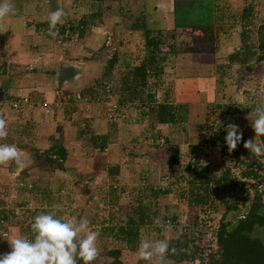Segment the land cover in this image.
<instances>
[{
	"label": "trees",
	"instance_id": "obj_1",
	"mask_svg": "<svg viewBox=\"0 0 264 264\" xmlns=\"http://www.w3.org/2000/svg\"><path fill=\"white\" fill-rule=\"evenodd\" d=\"M90 1L99 7L95 13H89L77 21L71 19L63 25L56 26L58 35L55 37L59 44L71 42L74 35L76 38H81L86 26L91 25L92 20L101 16V5L110 1L115 3L119 0ZM193 3L194 0L171 1L173 24L171 34L177 30L193 29L199 31L206 40H211L214 25L227 26V30H234L232 28L237 27L239 48L238 51H233L227 56L225 64L228 68L235 69L231 76L235 92L247 98L248 93L244 91L246 89H242L244 88L243 82L249 80L255 82V77L251 78L250 75L254 73L259 75L258 71L262 69V78L259 76L258 78H260V90L264 96V14L260 20L257 19L255 15L257 10L250 2L246 3L240 13L230 15L229 13L234 12L229 8L224 9L222 0H199L197 3L205 4L209 8L207 16L200 15L199 17L198 12L202 9L199 7L197 9L200 10L190 9ZM200 20L202 23L207 21L206 25L197 23ZM131 22L127 29L137 33V40H141L143 52L140 55L135 50L127 53L121 42L117 46L118 51L114 52L105 64L103 63L102 77L104 79L112 77L116 82L114 89L116 98H113L111 102L110 96L112 95L108 91V85L104 87V90L101 89L102 92L99 94L88 89L80 95L90 98L94 104L99 103L97 110L103 114L107 103L114 104L121 111L119 114L122 118H117L110 123L106 122L108 132L102 135L84 136L81 141L87 149L97 153H102L108 147L113 148L114 145L120 147V150L125 147L129 153L137 149L134 147L135 142L140 144L141 141L146 143V140H151V149L158 151L159 155L162 154L164 159L161 164H158L155 159L147 162L144 174L137 172L139 165L136 166L132 160L136 158L133 154L129 155V161L92 166L93 174L101 172L105 174L106 180L104 181L108 184L106 191L100 192L99 186L95 187V190L100 192L101 206L106 204L111 213L108 215L109 221L101 219L99 214L97 216L100 221L92 216L89 219L90 227L92 230H95L93 226L98 228L97 231L100 234L108 236L115 244L114 248L105 250L101 255L106 259L104 262H101V256L98 255L93 264H123L120 259L122 252H136L141 231L145 228L154 227L162 232L177 231V228L181 227L182 232L190 229L189 235L193 232L198 234L199 225L205 224L207 220L210 221V216L215 218L217 208H222V213L211 233L213 241L203 243L197 235L194 237L187 235L182 239L169 241L167 259L176 258L177 262L189 264L193 262L197 264H264V169L259 162L264 157H254L250 151L245 149L243 138L236 149L229 152L224 139L227 134L225 131L227 125L235 124L241 110L249 111L239 102L232 101V98L227 103H210L201 114L202 120L215 116L208 136L198 135L199 140L195 144H188L189 139L180 138L179 133L187 131L188 128L186 107L172 105L171 97L165 94L159 102L157 96L158 92H162L161 90L164 89V93L169 90L167 86L162 89L161 72L168 62L167 54L160 50V46L163 45L162 34L148 29L147 24L143 23V18L138 15ZM33 26L39 36H42L44 40H50L47 20L33 24ZM134 48H136V42ZM178 52L189 54L191 49L182 47V51L178 50ZM219 70L222 71V67ZM217 78L219 79V75ZM149 81L150 86H148ZM223 83V81L220 82L224 89ZM223 89L221 95L228 98L229 95ZM7 98L13 103L18 102L16 97L7 96ZM45 103H41L42 111V105ZM129 113L133 114L134 118L138 114L139 124L143 121L139 127L144 133L139 130L136 134L137 129L133 127L131 130L133 136H129L127 128L136 123L135 119L133 123H129ZM160 126H165L169 134L172 133L174 136L178 134L176 146H166L168 136H161L158 129ZM172 126L176 127V131L172 130L170 133L168 127ZM200 129L201 127H198V131ZM23 130L25 131V124H23ZM119 135L122 136L120 138L124 142ZM25 136L28 142L26 146L31 148L32 135ZM204 137H208V140L206 141ZM259 139L264 140V137ZM3 140L6 144L22 147L9 138ZM214 147H219V150L214 151ZM190 152L196 153L195 160L186 159ZM50 155L54 158L50 159V156L44 153V164L49 165V170L64 172L63 165L66 161L64 149L59 147ZM10 167L11 165L8 171L12 173ZM128 167L132 170V173L127 174L128 182L131 179L134 181L139 179L135 183L136 186L131 187L134 192L133 197L131 195L129 197L128 187L120 182L122 174ZM30 178L24 173L13 186L18 196L13 209L7 211L0 209V233L7 230L2 226L4 223L9 228H16L17 235L31 238L30 225L36 215L55 212L58 217H61V214H65L55 208L58 202L49 193L50 185L46 178L38 174L33 177V180ZM40 180L45 181L41 183ZM117 182L121 185H117ZM30 197L38 198L37 202L34 200L37 206L32 211L26 209L27 201L24 200ZM165 197L171 202L170 208L177 211H175L176 214L160 216L157 213L159 209L157 202ZM182 212L186 213L185 223L179 226L178 215ZM65 215L78 219V213L75 211H69ZM227 215H229L228 218ZM172 249H175V252H172ZM136 264H141V261Z\"/></svg>",
	"mask_w": 264,
	"mask_h": 264
},
{
	"label": "rangeland",
	"instance_id": "obj_2",
	"mask_svg": "<svg viewBox=\"0 0 264 264\" xmlns=\"http://www.w3.org/2000/svg\"><path fill=\"white\" fill-rule=\"evenodd\" d=\"M197 1L199 0H194L190 9L200 10L197 9L199 7L202 9L198 12L199 17L204 15L207 16L209 10L208 6L197 3ZM11 2L14 6L18 7L14 0H11ZM51 2L52 3L48 7L47 4L45 5L41 2V5L36 0V2H34V4L36 3L35 7H30V10H27V8L25 9V7L21 5V11L18 12V9H15V14L7 19L6 30L0 31V117L8 122L7 138L13 140L14 143L22 147L26 146L28 143L26 142L27 137L25 135H32L31 138L33 141L31 148H27V146L24 148L19 147L22 153V167L16 165L14 169L13 164H10V170H12V173H10L8 171L10 165L0 166V209L3 208L4 211L13 209L16 200H18L13 186L22 174H28L32 180L33 177L38 174L44 177V179L46 178V181L49 183L50 186L48 187V191L51 193L53 199L58 202L55 208L59 211L65 214L69 213V211H75V213H78V219L87 218L89 220L94 216L97 221H100L99 216H97V214H99L101 219L109 221L108 215L111 212L109 213V207L106 204L101 206L99 194L102 191H106L105 189H107L108 184L104 181L106 180L104 174H93L92 166L102 165L103 163H117L118 161L113 154H120L121 151L124 154L122 160H128L131 152L127 153L125 147L123 150H120V147L116 145H114L113 148H106L102 153L87 149V146L83 144L81 139L84 136L102 135L108 132L107 123L110 122L105 120L104 114L97 110L99 103L94 104L91 102L90 98H84L80 95L88 89H92L94 93L99 94V92H102L101 89L104 90V87L108 85V91L114 96H110L111 102L114 100L113 98H116L114 95L116 82L112 77L106 79L102 77L104 68L103 63L105 64V62L110 59V56L118 51L117 46L119 43L121 44V42L124 44V50H126L127 53H132L133 50H135L140 55V53L143 52L142 42L141 40H137V33L127 29L130 23H132L131 20L137 15L143 18V23L144 25L147 24L146 27H148V29H153V31L156 29L165 32L162 35L163 45L160 48L167 54V57L170 55L168 51L170 42L174 41V43L178 44V48L179 46L184 47L183 41L188 39V34L183 32L182 34L174 35L171 34V32H167L165 27L161 24L158 25L157 23L156 25H151L154 19V12L149 9V0H119L116 2L118 5L112 1L102 4L101 16L92 20V24L90 23L91 25L86 26V30L83 32L81 38H76V35H74L71 42H66L61 45L56 41L57 37L55 36H51L50 40H44L42 36H39V34L35 32L33 24L47 20V13L50 8L51 12L55 11L57 8L63 9L65 15L62 17V22L58 24L63 25L68 22V20L71 21L72 19V21H77L87 16L89 13H95L99 7L90 0H58V2L53 0ZM247 2H250L252 7L257 10L255 15L257 19L260 20L264 14V0H222L224 4L223 8H229L234 12L229 13L230 15L240 13L241 10L245 8ZM167 3L170 4L171 8L170 0H168ZM107 5H109V8L105 9ZM118 6L121 8L120 12L116 11ZM220 9L222 10L221 7ZM13 21H21V26L17 25L13 28ZM182 22L187 25L184 21ZM197 23H201L200 25L205 26L207 21H203L202 23L200 20ZM236 28L237 27H233L232 29L234 30L226 31V35L235 38ZM19 30H22V32ZM175 37L183 41L181 40L177 43L175 42ZM135 42L136 48H134ZM68 65L77 66L73 75V84L66 79L61 80L63 83L57 80L58 72L60 75L62 74L58 71L59 68L66 69ZM234 70V68L231 69L223 65V72L216 71L217 74H215V76L219 75V79L221 75L222 78L224 77V89L229 97L226 98L218 92H215V95L217 94L216 97L221 98L220 101L222 103H227L228 100L232 98V101L239 102L249 111L247 112L244 109L241 110L234 122L241 130L242 138L245 142L255 137L251 127L254 117L250 116L249 113H251L254 108L264 103V96L260 90L259 80L262 78V69L258 71L259 75L255 73L254 75H250L251 78L255 77L254 80L256 84L251 87L253 89L248 91L245 85L244 88H242L246 89L244 91L248 93L247 98H245V96L241 97V94L235 92V86L231 79ZM258 76L260 78H258ZM161 78L163 79L162 83L167 82V88L170 89V91H165L166 93L163 92L168 97L175 94L178 96V99L186 102L193 99L204 101V97H206L205 99L209 100L203 102L204 105L208 104V102L216 101L214 100L213 91L205 95H194V93L191 94L189 92L179 93V91L171 92V78L165 77V75ZM148 86H150V81L148 82ZM218 88L220 89V87ZM7 96H10V98L16 97L18 99V102H14L15 108L11 107L13 102L11 99L7 98ZM161 96L158 97L159 102L163 98V96ZM42 102H46L45 104L48 106V109L42 108L43 111L41 110L40 106ZM204 105L202 104L199 106V117L195 119V122L193 118L192 124L195 126L189 125L187 126V131H183L181 134L179 133L180 138L182 137L184 140H190L187 141L188 144H195L197 140H199L198 135L208 136L210 125L213 124L215 116H211L208 120H202L201 118V114L205 107ZM129 116L130 118L128 119L131 122L133 120V114ZM23 124H25L26 133L23 130ZM32 127L33 130H31ZM198 127H201L200 131H198ZM168 128L170 133L172 130L176 131V127L172 126ZM127 129L129 131V136L132 135L131 130L133 127ZM163 135L167 137L165 131ZM120 137L122 136L119 135V138ZM166 139L168 141L166 146H176V141H173V139ZM204 139L207 141L208 137H204ZM145 142L146 143L141 141L140 144H136L138 149L136 152L138 155H141L143 158L148 157L151 160L155 159L158 164H161L164 156L162 154L159 155L157 153L158 151L151 149V140H146ZM0 143H4V140H0ZM59 147L65 151L66 161L63 165L64 172H58L55 169L49 170V165L43 162L44 153H47L50 159H53L54 157L50 154ZM213 150L218 151L219 147H214ZM134 155L133 157H135ZM186 159L195 160L196 153L190 152L187 154ZM106 160L108 161L106 162ZM259 162L264 169V158L259 160ZM146 166H139L137 172L144 174ZM129 172L132 173V170L128 167L126 168V172L122 174L123 177L120 178V182L123 183V186L128 187L127 194L130 197V195H134L131 187L136 186L135 183H137L139 179L136 181L131 179V181L128 182L127 174ZM44 181L40 180L41 183ZM117 185L121 184L117 182ZM97 186H99L100 192L95 190ZM86 191L89 193H85ZM94 194H96V196ZM25 199L27 201L26 209L32 211L36 208L37 204L35 201L38 198L30 197L24 198V200ZM170 204L171 202H169L167 197L159 199L157 202V206L159 207L157 213H159L160 216L172 213L176 214V210L171 209ZM178 213H180V211H178ZM221 213L222 208H217L215 218L210 216V221L207 220L205 224L199 225L198 234L193 232L192 235H189L190 229H188V231L185 229L182 232L180 229L181 227H178L177 231L168 230L162 232L157 231L154 227L145 228L141 231L140 238L137 242V249L144 239H148L149 241L166 240L169 242L175 239H182L187 235L190 237L197 235L203 243L213 241L211 233ZM64 215L61 214V217L66 216ZM79 215H81V217H79ZM184 215L186 216L185 212L178 215L179 226L185 223ZM228 216L229 215H227V218ZM2 226L7 229L5 231L10 236L18 234L16 228H9L4 223ZM93 229L97 231L98 228L93 226ZM97 247L99 249V256H101L105 250L114 248L115 244L111 238L100 234L97 240ZM9 251L10 246L8 242L0 239V255L6 254ZM136 252H122L120 257L122 263L136 264L138 261H141V264H149L147 261L138 260L135 255ZM100 259L101 262L106 260L102 256ZM168 260H170L172 264H189L177 262L176 258ZM192 264H197V262H193Z\"/></svg>",
	"mask_w": 264,
	"mask_h": 264
},
{
	"label": "clouds",
	"instance_id": "obj_3",
	"mask_svg": "<svg viewBox=\"0 0 264 264\" xmlns=\"http://www.w3.org/2000/svg\"><path fill=\"white\" fill-rule=\"evenodd\" d=\"M13 14L15 6L11 0H0V31L6 30V21ZM64 15L60 8L49 13L48 35H58L56 26L62 22ZM249 115L254 117L251 127L255 137L245 141L243 147L256 157H264V140L259 139L264 137V105L257 106ZM225 131V144L232 152L241 142L242 132L232 123ZM7 136L8 122L0 117V140ZM13 163L23 166L21 150L14 144L0 143V166ZM30 228L31 238L0 233V239L6 240L10 246L8 253L0 255V264H93L99 255L97 240L100 233L92 230L87 218L58 217L55 212L41 213L33 218ZM171 251L175 252V249ZM168 253V241L144 239L135 255L138 260L149 264H172L167 259Z\"/></svg>",
	"mask_w": 264,
	"mask_h": 264
},
{
	"label": "crops",
	"instance_id": "obj_4",
	"mask_svg": "<svg viewBox=\"0 0 264 264\" xmlns=\"http://www.w3.org/2000/svg\"><path fill=\"white\" fill-rule=\"evenodd\" d=\"M37 1L41 4L40 0H37ZM51 1H53V0H46V3H44V4L45 5L47 4L49 7V5L52 3ZM54 1L58 2V0H54ZM167 1L168 0H149V2H148V3H150L149 9L154 12L153 13L154 19H153L151 25H156L158 23V25L161 24L163 27H165V30L167 32H172L173 31V24H172L171 8H170V4H168ZM171 1L172 0H170V2ZM191 1H193V0H191ZM14 2H16V5H18V7L15 6V9H18V12L21 11V5L23 7H25V9L27 8V10H30V7H32V6L35 7V4H36V3L34 4V2H36V0H14ZM115 4L118 5V3H116V2H115ZM95 5H96V3H95ZM34 7H33V9H34ZM50 9H49V12L47 13L48 15L51 12ZM105 9H108V5H107V7H105ZM116 11L120 12L121 8L118 6L116 8ZM15 22L16 21H13V28H15V26H17V25L21 26L20 25L21 21L16 22V23ZM27 26H29V25H27ZM9 29H12V28H9ZM19 31L22 32V30H19ZM226 31H230V30H227V26L223 27L222 25H214L212 28V32H211L212 33L211 40H206L205 38L202 37V34L199 31L193 30V29L177 30V31L173 32L174 35L175 34H182L183 32H186L188 34V36H187L188 39L183 41L182 39H177L175 37V42L178 43L182 40L184 42V45H185L184 47H186V48L188 47L189 49H191V52L189 54H185L183 52L180 53V52H178V50L182 51V47L179 46V48H178V44L174 43V41L170 42L171 45L168 46V48H170L169 49L170 55H168V62H167V64H165L166 66H164L162 68L161 76L165 75V77L171 78V81H170V85H171L170 88H172L171 92H178L179 91V93L189 92L191 94L194 93V95H196V94L205 95V94L213 91L212 93H214V100H216L215 102H208V104L204 105L203 102L209 100V99H205L206 97H204V101L193 99L191 101L189 100L188 102H186V101H181L180 99H178V96L175 94L173 96H171L170 99H171L172 105L186 107V110H187V118L186 119L188 120V126L189 125H193V127L195 126L194 124H192V122H193V118H194V122H195V119L197 117H199V115H198L199 106H201L203 104L205 107H207L210 103H222L220 101L221 98H217L216 97L217 94L215 95V92H218V93L222 92L223 88H221L222 86H221L220 82L222 83V81H224L223 80L224 78L218 79L217 78L218 75L215 76V74H217L216 71H220L219 69L223 65L226 64L227 56L230 55L233 51H238V48H239V39L237 38L238 29L237 28L235 29V32H236L235 38L230 37L229 35H226V33H225ZM156 32H160L162 35L165 33L161 30L154 29V33H156ZM236 42H237V44H236ZM160 47H162V45ZM171 47H172V49H171ZM226 49H227V51H226ZM160 50L163 51V49H161V48H160ZM218 74H220V73H218ZM243 84L246 86V89L249 91V90L253 89L251 87H253L256 83L253 80H249L247 82H243ZM164 86L165 87L167 86V82L165 84L164 83L162 84V89ZM218 87H220V89ZM161 91L162 92H158V94H157L158 97L161 95L162 96L164 95V93H163L164 89ZM169 91H170V89H169ZM224 92H226V91H224ZM191 98H192V96H191ZM160 101H162V99ZM183 102H186V103H183ZM135 118H136V116H135ZM135 118L133 115L132 121H134ZM135 120H136V123L132 124V127L137 129V131L135 130L136 131L135 133L138 134L139 130H140L139 126L141 123H143V121H141L139 124V121L137 120V118ZM131 122H129V123L131 124ZM158 129L160 130L162 137L164 136L163 134L165 131L166 135L168 136V139H173V141L177 142L178 136L177 135L174 136V135L169 134L168 130L165 126H160ZM140 132H143V131L140 130ZM135 146H136V142L134 144V147ZM136 148H137V146H136ZM136 151H138V149H135V152L130 153L131 156L133 153L135 154L136 158H133L132 160L135 162L136 166H138V165L139 166H141V165L146 166L147 162L154 161L148 157L143 158V157H141V155L139 156ZM113 155L116 157L118 162L124 161V160H122L124 157L123 153L113 154ZM107 161L108 160H106V162ZM106 164H108V163H106ZM103 174L104 173L101 172V175H103Z\"/></svg>",
	"mask_w": 264,
	"mask_h": 264
},
{
	"label": "built area",
	"instance_id": "obj_5",
	"mask_svg": "<svg viewBox=\"0 0 264 264\" xmlns=\"http://www.w3.org/2000/svg\"><path fill=\"white\" fill-rule=\"evenodd\" d=\"M14 106H15V104L12 103L11 107L15 108ZM42 107L45 108V109H48V106L46 104H43ZM119 112L121 114V111H119L118 107H116L112 103L111 104L107 103L105 105V112H104L105 120H107L108 122H112V121L116 120L117 118L118 119L122 118L120 116Z\"/></svg>",
	"mask_w": 264,
	"mask_h": 264
},
{
	"label": "flooded vegetation",
	"instance_id": "obj_6",
	"mask_svg": "<svg viewBox=\"0 0 264 264\" xmlns=\"http://www.w3.org/2000/svg\"><path fill=\"white\" fill-rule=\"evenodd\" d=\"M60 73H62L61 75L58 72V81L60 82L62 79L63 80H67L69 82H71L73 84V78H74V71H71L69 69H65V68H59ZM70 78V79H69ZM62 82V81H61ZM63 83V82H62Z\"/></svg>",
	"mask_w": 264,
	"mask_h": 264
},
{
	"label": "water",
	"instance_id": "obj_7",
	"mask_svg": "<svg viewBox=\"0 0 264 264\" xmlns=\"http://www.w3.org/2000/svg\"><path fill=\"white\" fill-rule=\"evenodd\" d=\"M42 3H46V0H40ZM76 68H77V66L76 65H68L67 67H66V69H69V70H71V71H75L76 70ZM70 79V78H69ZM13 166H14V169H15V167H16V164L15 163H13Z\"/></svg>",
	"mask_w": 264,
	"mask_h": 264
}]
</instances>
